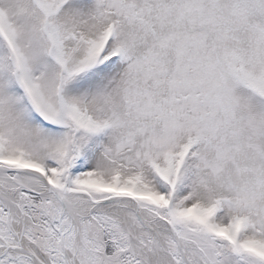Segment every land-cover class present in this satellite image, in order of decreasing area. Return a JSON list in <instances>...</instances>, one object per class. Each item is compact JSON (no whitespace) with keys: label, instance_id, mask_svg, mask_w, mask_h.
<instances>
[{"label":"snow or ice","instance_id":"1","mask_svg":"<svg viewBox=\"0 0 264 264\" xmlns=\"http://www.w3.org/2000/svg\"><path fill=\"white\" fill-rule=\"evenodd\" d=\"M0 264H264V0H0Z\"/></svg>","mask_w":264,"mask_h":264}]
</instances>
